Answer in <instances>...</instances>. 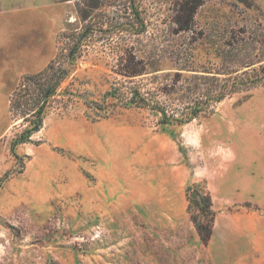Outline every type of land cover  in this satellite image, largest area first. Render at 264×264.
Segmentation results:
<instances>
[{
  "label": "rangeland",
  "instance_id": "374dc122",
  "mask_svg": "<svg viewBox=\"0 0 264 264\" xmlns=\"http://www.w3.org/2000/svg\"><path fill=\"white\" fill-rule=\"evenodd\" d=\"M85 1L0 0V264H264V79L232 86L263 74L264 0H203L185 31L177 0H137V34L128 0H91L87 20ZM88 20L42 128L13 146L28 126L15 91L65 61ZM125 48L146 73L115 72ZM119 81L170 109L229 87L193 120L165 124L105 98ZM193 218L212 222L207 243Z\"/></svg>",
  "mask_w": 264,
  "mask_h": 264
},
{
  "label": "trees",
  "instance_id": "16d2710c",
  "mask_svg": "<svg viewBox=\"0 0 264 264\" xmlns=\"http://www.w3.org/2000/svg\"><path fill=\"white\" fill-rule=\"evenodd\" d=\"M90 1L91 0H87L77 4L79 11L82 13L81 16L86 20L87 12L89 11L88 3ZM239 1L243 3L249 2V0ZM128 3V8L131 9V13H133V19L125 24L128 25V28L134 34L145 32L147 30V25L140 4L137 0H128ZM202 4L203 0H177L178 8L175 10V22L179 31L191 30L193 28L195 14ZM98 6L99 4L96 3L94 7ZM88 22L86 26H83V30L74 32L68 37V41L65 42L64 51H68L65 54V61L62 62L58 59L50 61L40 72L27 75L24 79L25 83L23 82L21 84L22 88L15 91L11 102V108L14 112L22 115L28 126L20 133L18 138L15 139L13 146L30 141L33 134L40 131L42 128L45 112L50 103V99L58 94L62 83L66 81L71 74V68L70 66H66V64L74 63L81 56L83 49L88 45L89 35L93 31L89 20ZM125 50L128 54L126 57L121 56L119 61L120 69L115 72L125 78H132L146 73L147 63L144 59L139 58L133 49L125 48ZM261 70L263 72L262 75L258 74L254 78H248L247 81L235 80L232 86L234 89H238L241 88L242 85L249 86L259 82L264 79V66H261ZM117 84L113 85L112 89L105 91V98L122 100L123 105L129 107H149L152 110H156L161 114L160 121L165 124H184L193 120L199 113L203 112L211 105V101L219 102L223 100L227 96L229 87L228 84L224 83L219 93L214 97L209 96L204 100L186 102L181 108L170 109L165 104L151 100L148 94L143 93L139 88L127 86L120 81ZM70 94L75 95L73 92H70ZM92 104L98 105L97 100L93 101ZM211 206V200L208 199L207 204L202 208L213 216ZM193 222L201 240L207 243L211 239L213 232L212 222L205 224L197 218H193Z\"/></svg>",
  "mask_w": 264,
  "mask_h": 264
},
{
  "label": "water",
  "instance_id": "95a60500",
  "mask_svg": "<svg viewBox=\"0 0 264 264\" xmlns=\"http://www.w3.org/2000/svg\"><path fill=\"white\" fill-rule=\"evenodd\" d=\"M192 196L195 197L196 196V193H192Z\"/></svg>",
  "mask_w": 264,
  "mask_h": 264
},
{
  "label": "clouds",
  "instance_id": "9594fccd",
  "mask_svg": "<svg viewBox=\"0 0 264 264\" xmlns=\"http://www.w3.org/2000/svg\"><path fill=\"white\" fill-rule=\"evenodd\" d=\"M221 151H223V149H221Z\"/></svg>",
  "mask_w": 264,
  "mask_h": 264
}]
</instances>
